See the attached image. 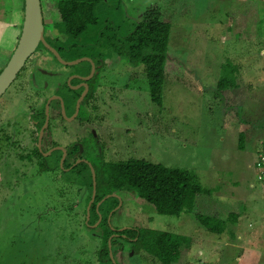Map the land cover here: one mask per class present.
Here are the masks:
<instances>
[{
	"label": "rangeland",
	"instance_id": "1",
	"mask_svg": "<svg viewBox=\"0 0 264 264\" xmlns=\"http://www.w3.org/2000/svg\"><path fill=\"white\" fill-rule=\"evenodd\" d=\"M43 3L46 32L56 37L61 20L57 3ZM151 6L172 24L163 101H152L144 65L135 67L125 58L106 55L104 68L91 79L93 90L102 86L98 108L81 110L79 116L99 119L91 125L97 132L92 135L82 128V133H73L78 129L74 121L68 123L72 133L53 129L52 139L68 147L80 140L82 158L95 165L99 160L139 158L191 169L205 188L212 189L211 194L198 196L192 213L180 216L158 214L152 203L134 192L110 193L122 200L115 197L118 204L111 207L106 230L162 229L189 235L190 247L173 264H264V190L255 167L264 149V0H131L124 7L127 17L138 21ZM36 52L46 70L77 72L88 66L83 61V66L66 70L67 65L56 62L46 49ZM62 57L97 60L90 50ZM227 61L239 67L237 84L219 91ZM25 69L21 78L29 64ZM74 77L46 78L42 92L51 94L57 87L72 98L68 116L75 107L74 95L80 93L67 88L80 86ZM33 88L32 82L18 81L0 98V264H100L105 238L103 227H98L102 203L96 204L101 221L90 223L88 216L94 214L92 206L88 214L90 189L74 182L76 174L69 169L72 166L61 164L63 156L57 162V152L54 156L47 152L51 170L45 172L27 161L35 144L32 134L40 127L31 120L42 117L37 113L45 107V100H35L40 91ZM101 124L107 127L105 132ZM111 197L101 207L113 205ZM198 213L227 221L232 214L239 217L218 234L198 222L194 216ZM113 237L117 235L113 233L108 244L114 264H162L136 251L137 238L130 240L125 233L113 245Z\"/></svg>",
	"mask_w": 264,
	"mask_h": 264
},
{
	"label": "trees",
	"instance_id": "2",
	"mask_svg": "<svg viewBox=\"0 0 264 264\" xmlns=\"http://www.w3.org/2000/svg\"><path fill=\"white\" fill-rule=\"evenodd\" d=\"M42 1L57 3L61 17V20L56 23L58 33L56 37L47 38V41L53 44L61 54L63 52L76 53L80 50H90L98 62L105 60L106 55L115 54L119 58H125L135 67L140 64L144 65L152 101L156 103L163 101L166 61L172 24L163 20L161 11L158 8L149 7L138 21H133L127 17L124 7L126 3L131 4V0ZM62 35L63 37H61ZM40 47L52 54L42 44ZM80 56L82 55L76 57ZM82 64L84 63H80V66ZM85 64L89 65V62L86 61ZM223 67L227 71V75L219 80V91L231 86L235 87L237 74L240 72L239 67L229 61L224 63ZM67 88L75 92L70 87ZM39 114L37 113V115ZM244 136V133L240 134L241 147H243ZM6 137L9 142L10 136L6 135ZM32 138L36 142L38 139L37 133H33ZM74 149H78L77 144H74ZM76 153H72V156H75L74 158L82 157V154L77 156ZM57 154L58 162L61 154ZM26 155H28L27 161L37 164L40 172L51 170L48 160H51V156L55 154H51L50 157L45 156L34 144ZM66 166H72L69 169L76 174L75 183L77 181L78 184L80 183L82 186H87L88 190L90 189L89 201L94 186L89 163L82 161L73 166L72 162H68ZM93 167L97 177V194L92 205L94 214L91 215L90 223H94L100 218L99 212H96V204L104 196L113 192H134L152 203L158 214L180 216L183 212L192 213L198 196L211 194L212 191L211 188H205L200 183L198 175L191 169L168 167L144 159L130 158L110 162L99 160L98 165L93 163ZM111 199L114 204L111 205V202H109V208L101 207L109 201L108 198L99 206V211L103 210L104 214L102 213V222L98 227H103L105 237L102 240L103 246L98 256L100 264H114L110 258L108 243L110 236L119 230L110 228L106 230V227L108 225V215L112 208L118 204V200L115 197H111ZM194 216L208 231L218 234L227 230V222H235L239 217L237 214H232L228 219L229 221H227L218 215L198 213ZM119 233H126L132 238H137L133 241L138 248L136 251L146 252L147 255L155 257L162 264L177 263L183 250L189 248L192 241L189 235L186 236L185 234L162 229L128 228ZM116 243L117 237H113L112 244L115 245Z\"/></svg>",
	"mask_w": 264,
	"mask_h": 264
},
{
	"label": "flooded vegetation",
	"instance_id": "3",
	"mask_svg": "<svg viewBox=\"0 0 264 264\" xmlns=\"http://www.w3.org/2000/svg\"><path fill=\"white\" fill-rule=\"evenodd\" d=\"M47 33L48 32H45L46 39L50 38V37H54V36L50 35L49 33L48 34ZM47 35H48V37H47ZM41 48L44 49L43 47H41ZM35 53H37V52H35ZM35 53L30 57V59L27 61L26 65H25V67H26L27 64H29V68H30L29 72L25 73L23 75V77L21 78L20 74L25 69V67H24L22 69V71L19 73L17 79L15 80V82L21 81V82H25L26 84H28V83L30 84L32 82V84H34V87H35V88H33V91L34 90H37V91L39 90L40 91L39 93L35 94V96H34L35 100L36 101L39 100L38 103H41L42 100H45V107L43 109L44 112L42 113L41 111H39L40 115L42 114V117L38 116V119H34V120L32 119L31 120L33 122V124L40 126L39 127V131L37 132V137L38 138H39V135H40L39 132H40L42 126L47 121L46 120V118H47L46 105L48 104V99L49 98L51 99V101L49 102V110H48L49 111V120H48V125L45 128L44 134L42 136V144L39 147L38 139L35 142V144L37 145L39 150L44 155L47 154V152H50V155L55 153V152L60 153L61 157L65 155V160H64V163H63L64 166H66V164L68 162H72V164L74 165L75 163H77V160L83 159L82 157L74 158L75 156H72L73 152H77L76 153L77 156H78V154H82L83 147H82V145L80 143V140H76L73 143V144H77V146H78L77 150L74 149V146L73 147H68L67 145H64V144H62L63 145L62 146V145H60V143H57V142L53 141V139H52L53 129L54 130L56 129L59 132L61 131V132L65 133V134L72 133L73 130H68V123L77 121V128L78 129H75L73 133H76V134L82 133V130H81L82 128L84 130H89V131L91 130V134L92 135H93V133L97 132V128L95 126L91 127V125L94 124V122L96 124L100 123V122H97V121H99V119L96 118V119L91 121V119H83V118H79V116L81 114V110H86L88 112H91L92 109L96 110L98 108V105L96 104V102L99 101L98 91H101L100 88L102 86L100 85V86H98V88L96 90H93V88H92V84L93 83H92L91 79L95 78L96 74L100 72L99 70L104 68L103 66H104V61L105 60H102V62H98V60H93L92 59L94 61V64H95V72H94V75L89 80H87V79L85 80V79H83V77H87V76H89L91 74V71H92L91 70V64H89L88 66L86 65L87 69H84V70L80 69L77 72H67V71L58 72L57 70H51V69H47L46 70L44 68H41V66L43 65V64H41V58L39 56L35 57L34 56ZM64 54L65 53L63 52L61 54V56L64 55ZM53 59L56 62L59 61L54 55H53ZM88 62H91V61L88 60ZM68 67L69 66L67 65V67H66L67 69L66 70H68ZM73 73H76V74L74 75ZM41 76H43V77L41 78ZM56 76H60L61 78H65V80L67 78H69V77L75 76L74 78L78 79L79 80L78 83H80L79 84L80 86L78 88L73 89L74 91L80 89V93L78 95H74L75 96L74 97L75 98V102H74L75 103V107L73 109V112L71 114H69V116H68V112L70 110L72 98L70 99L68 95H64V94L62 95L60 92H58V90H55L57 87L53 90L54 91L53 93L47 94L48 96L45 95L44 93H42V92H45V90L43 89V86L45 85V79L49 78V77L50 78H54ZM40 80H41V83H40ZM84 83L88 84L89 90H88L87 94L85 95L84 99L81 102L79 113L77 115H75L76 110H77L78 99L81 97L82 93L84 92V90L86 88ZM61 84H62V82H59V85H61ZM31 93H33V92H31ZM63 106H64V108L66 110L67 117H65L64 114H63ZM95 110H93V111H95ZM101 123H102V120H101ZM100 126H101V128H104V130L102 132H105L106 128H107L106 125L101 124ZM31 133H32V131H31ZM30 138H31V136H30ZM61 157H60V159H61ZM80 162H82V161H80ZM80 162H78V163H80ZM66 167H68V166H66ZM116 230H119V229H116ZM119 232H120V230L117 233H115V235H117V237H122L123 238V235L125 233H119ZM131 238L129 236L128 239L131 240Z\"/></svg>",
	"mask_w": 264,
	"mask_h": 264
},
{
	"label": "water",
	"instance_id": "4",
	"mask_svg": "<svg viewBox=\"0 0 264 264\" xmlns=\"http://www.w3.org/2000/svg\"><path fill=\"white\" fill-rule=\"evenodd\" d=\"M45 32H46V26H45L43 1L42 0H25V16H24L22 32H21L18 44H17L15 50L13 51V54H12L9 62L7 63L5 68L0 73V98L7 92V90L11 87V85L15 82L19 73L25 67L27 61L37 51V49L39 48V46L41 44L45 48H47L64 65L73 66L76 64H80L83 61H88V60L92 61L91 58H89V57H82V58H78V59H75L72 61L64 60L62 58L60 52L52 44H50L47 41ZM94 72H95V64L93 63V68H92L91 74L87 77H83V79L89 80L94 75ZM84 85L86 88H85L84 92L82 93L81 97L78 99L77 110H76L75 115H77L79 113L81 102L89 90L88 84L84 83ZM50 101H51V99L49 100V102ZM49 102L47 104V121H46L44 127L42 128V130L40 132L39 147L42 144V136L44 134V130L48 125ZM63 114L65 117H67V113H66L64 106H63ZM64 160H65V155L63 156V159H62V163H61L62 165L64 163ZM80 161H86V160L85 159H79L77 161V163ZM86 162H88V161H86ZM77 163H75V164H77ZM88 163H89L91 170H92L93 185H94L93 186V195H92V199H91L92 201L90 202V206L88 209V214H89L90 210H91L92 203L96 199V194H97V179L96 178L97 177H96V171H95V168L93 167V164L90 162H88ZM110 196L117 197L118 199H120V201L122 200L120 195L110 194L106 198L99 201V205ZM88 219H90V216H88ZM99 219L101 221V216ZM119 230L122 231L124 229H119ZM110 249H111V239H110ZM111 256L113 257L112 249H111Z\"/></svg>",
	"mask_w": 264,
	"mask_h": 264
},
{
	"label": "crops",
	"instance_id": "5",
	"mask_svg": "<svg viewBox=\"0 0 264 264\" xmlns=\"http://www.w3.org/2000/svg\"><path fill=\"white\" fill-rule=\"evenodd\" d=\"M24 16L25 0H0V73L18 44Z\"/></svg>",
	"mask_w": 264,
	"mask_h": 264
},
{
	"label": "built area",
	"instance_id": "6",
	"mask_svg": "<svg viewBox=\"0 0 264 264\" xmlns=\"http://www.w3.org/2000/svg\"><path fill=\"white\" fill-rule=\"evenodd\" d=\"M255 167L257 170V181L264 190V149L260 152Z\"/></svg>",
	"mask_w": 264,
	"mask_h": 264
}]
</instances>
